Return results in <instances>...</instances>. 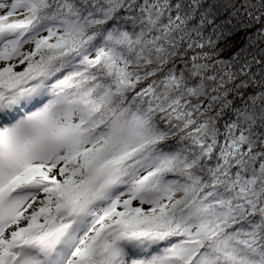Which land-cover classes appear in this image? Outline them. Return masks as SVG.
I'll return each mask as SVG.
<instances>
[{"label": "snow or ice", "instance_id": "snow-or-ice-1", "mask_svg": "<svg viewBox=\"0 0 264 264\" xmlns=\"http://www.w3.org/2000/svg\"><path fill=\"white\" fill-rule=\"evenodd\" d=\"M0 264H264V0H0Z\"/></svg>", "mask_w": 264, "mask_h": 264}]
</instances>
